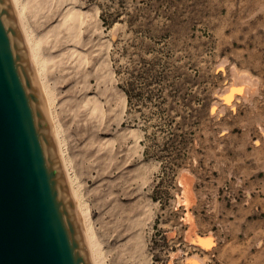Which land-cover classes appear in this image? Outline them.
Wrapping results in <instances>:
<instances>
[{
    "label": "rangeland",
    "instance_id": "1",
    "mask_svg": "<svg viewBox=\"0 0 264 264\" xmlns=\"http://www.w3.org/2000/svg\"><path fill=\"white\" fill-rule=\"evenodd\" d=\"M55 1L20 7L97 259L264 264V0ZM234 81L255 88L227 104ZM183 171L208 249L185 240Z\"/></svg>",
    "mask_w": 264,
    "mask_h": 264
},
{
    "label": "water",
    "instance_id": "2",
    "mask_svg": "<svg viewBox=\"0 0 264 264\" xmlns=\"http://www.w3.org/2000/svg\"><path fill=\"white\" fill-rule=\"evenodd\" d=\"M0 264H91L10 0H0Z\"/></svg>",
    "mask_w": 264,
    "mask_h": 264
},
{
    "label": "bare ground",
    "instance_id": "3",
    "mask_svg": "<svg viewBox=\"0 0 264 264\" xmlns=\"http://www.w3.org/2000/svg\"><path fill=\"white\" fill-rule=\"evenodd\" d=\"M10 2L12 4L14 12H15V14L17 16L18 26H19L20 32L22 34V37L24 39V43L26 45V48H27V53H28V57H29V60H30L31 68H32V71H33V73L35 75L36 83H37L38 89L40 91L42 100L44 101L45 115L47 117V120L49 119L48 123H49V125L51 127V131H52V134H53L55 147H56V150L58 151L57 153L60 155V158L62 159V165H63V169H64V173H65L66 183H67V186L69 188V191L71 193V196H72L74 204H75L76 215L78 217V221H79L80 226H81L82 234L84 236V239H85V242H86V245H87L86 247L88 249V253H89V256H90L91 264H103L104 261L102 262L101 258H100V257H102V255L99 257L100 258L99 260L97 259L98 256L96 255V252L99 251L98 250L99 246L94 241L92 233L88 229L89 226L87 225V222H89V221H87V216L89 217V215H87L88 212L85 211L87 209L85 208V210H84V208L81 207L80 204L82 203V201H80L81 203L78 202L77 198L79 199V197H76L77 194L74 193L75 189L74 188H73L74 190L72 189L71 182H70L71 178H69L70 176H68V174H67L68 171H66V168H65V165H64L65 161H64L63 156H62V151L63 150L61 151V147H60L61 144L59 143V141L56 138V130H55V127H54L55 126L54 125L55 122L53 123V119H55V118L52 119V116H51L52 112L50 111V101H49V95H48L49 93H48V90H47L48 88L47 89L45 88L46 87L45 85H47V84H45V75L42 74V72H43V69H42V66H41V62H42V58L41 57L42 56H41L40 50H38V48H37V42H34L33 39H31L29 37L28 31L26 30L27 26H26V22H25V19H24V16H23V10H22L23 8H22V6L20 7L21 0H10ZM42 2L40 1L41 4H42ZM45 2H47V1H45ZM55 2H57V0ZM72 3H73V1H72ZM36 6L38 7L39 3L36 4ZM49 6L50 5L48 4L47 9H49ZM54 6H55V4H54ZM39 9H41V8H39ZM39 9H37V10H39ZM66 13H67V16H66L65 19H63L64 23H66L67 20H69L71 22L70 25L66 26V27H67L69 33H71V36L72 35L75 36L77 34V32L79 30V27L81 25V22H82L81 19H80L81 18L80 17L81 10L78 7H76L75 5H70L69 4V5H67ZM62 17H63V15H62ZM59 20H60V22L63 23V21H61V18H59ZM66 27L64 26V29H66ZM66 33L68 34V32H66ZM73 36H72V38H73ZM68 37H70L69 34H68ZM72 38H70V39H72ZM71 52H73V49H72ZM77 52H79V51H77ZM79 54L81 55V53H79ZM79 54L77 53V56H79ZM246 81H248V80H246ZM47 87H48V85H47ZM245 87L254 89L255 88V83L247 82V85H243V84H241V82L238 83V81L237 82L234 81L226 89V91L222 93V99H224L227 104L230 103L231 100L234 97V94L236 92H238V91L245 90ZM239 94H240V92H239ZM50 99H51V97H50ZM93 99H95V98H93ZM94 109L96 111H101V107H100V104H99L98 101H96V103L94 105ZM263 132H264V130H263ZM57 137H58V135H57ZM180 182L182 184V195L178 198V204L179 205H183L185 207V209L187 210L186 213H185V217H183L184 223L188 226V229L185 231V240H187L190 243H193V244H196V245L202 246L203 248L208 249L211 246V244H212V240H213L212 236L213 235H211L210 233L209 234H205V235H200L197 232V224L195 222V219H194V216H193L192 212L189 209L190 205L194 201V192H193V188H192L193 185L191 186L192 176L188 172L183 171L181 173ZM83 206H85V205L83 204ZM188 261L191 264H201V260L199 258H196V257H189Z\"/></svg>",
    "mask_w": 264,
    "mask_h": 264
}]
</instances>
